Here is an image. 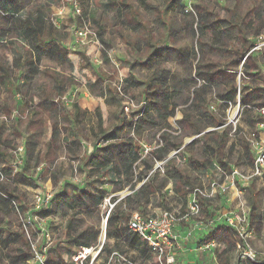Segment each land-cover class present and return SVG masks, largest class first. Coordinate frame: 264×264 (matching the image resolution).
I'll return each instance as SVG.
<instances>
[{
  "label": "rangeland",
  "instance_id": "1",
  "mask_svg": "<svg viewBox=\"0 0 264 264\" xmlns=\"http://www.w3.org/2000/svg\"><path fill=\"white\" fill-rule=\"evenodd\" d=\"M113 1L115 0H13L23 11H41L58 29L56 40L47 43L42 49L37 72L29 81L25 78L28 58L23 57L18 63L19 67L15 66L17 63L15 64L14 60L13 45L16 48L21 44L16 41L13 33H8L5 29L4 15L0 11V264H35L34 251L43 252L46 259V254L53 253L57 246L64 244L66 217L56 206V195L60 193L64 183L69 184L67 192L72 187H77L78 191L83 190L88 184L86 171L82 163L74 160L73 153L81 159L86 153H91V150L99 147L90 132L96 125L95 110L100 111L107 130L117 126L118 117L136 119L138 110L123 114L116 99L118 95L115 85L120 79L127 84L134 77L160 72L166 79L173 73L183 79L189 95L177 98L175 117L146 129L142 138L145 140L144 144L153 145L161 129L168 126L175 134L174 141L184 148L196 138L193 127L186 124L181 127L178 123L183 110L190 113L185 107L192 89L201 84L202 79L207 78L209 69L217 67V70H220L227 62L226 57L234 54L235 49L224 44L235 41L246 46L243 41L252 35V27L248 28L252 16L256 15L264 21V0H182L181 6L175 11L167 10L163 0H124L130 7L127 13L118 10L121 9L119 5H112ZM253 8H258L259 14ZM235 21H241L239 27ZM232 22L234 28L230 27ZM208 23H211V33L199 29L200 24ZM261 29L264 31V24L258 26V31ZM78 31L86 34L79 39L76 36ZM240 31H243V34H240ZM146 37L153 38V42L160 46L162 58L158 66L141 64H145L143 40ZM239 37H242L243 41H240ZM162 40L166 43L164 48ZM11 41L12 44L8 45ZM54 44L58 48L59 57L46 53V49ZM173 44L177 51L172 55L168 50ZM249 47L236 51L235 57L239 62ZM20 52L26 54L25 50ZM246 63L251 64L250 58ZM194 69H200L203 73L200 79H194ZM218 77L221 79L218 82V85L222 86L221 91L215 90V95L208 97L211 101L223 99L220 95L225 92L223 86L229 87L237 83L230 77ZM128 84V95L137 101H147L148 104L146 95H142L139 86L134 88L133 82L132 86ZM243 85L241 83L240 86L242 92ZM129 86L133 89L128 88ZM56 87L62 89V95L56 93ZM243 100L242 94L241 101ZM44 101L49 106H45ZM232 101L234 105L238 103L236 98ZM250 101V107H255L264 100L259 96L251 98ZM74 102L85 112L78 123L72 122ZM151 115L152 113H148L144 117ZM256 117L254 111H244L237 128L240 127L243 132L245 129L248 131L249 128H246L243 121ZM192 119L194 127H202L203 133L214 130L208 126L206 119L199 120L200 122L196 121L195 117ZM54 125L59 129L56 139L51 138ZM215 130L216 133L225 135L222 158L224 163L229 165V169L223 177L207 172L200 180L205 189L209 188V183L216 181L226 187L225 192L217 191L208 205L199 203L198 216H187L190 196L187 202L182 204V201L175 198L171 186L167 188L164 196L167 202L166 210L176 216L174 225L192 230L191 238L193 233H205L209 223L217 219L219 223H216L214 230H210L213 231L214 238L223 233V230H228V217H242L245 214L249 219L252 206H263L264 203V180H253L245 184L232 181L229 174L231 168L246 174L250 166L248 157L253 156L252 152L244 148L241 138L233 133L232 126H221ZM116 134L123 135L122 131L118 130ZM29 140L35 143L30 154L26 149V142ZM243 142L246 144L245 140ZM178 151H171L170 156L176 158L177 167L192 180L197 176L188 165L189 154L195 155L197 159L212 160L200 144L190 145L189 151ZM155 167L160 168L161 163L155 164ZM53 174L57 176V183H52ZM126 193L122 191L118 194L122 196ZM253 202L254 205L251 206ZM110 206L106 199L100 208L91 212H75L76 219L82 221L83 225L99 230L98 241L91 248L89 256H93L103 241L104 220ZM207 206L210 207L209 215L203 212ZM157 213V210L151 211L148 216H156ZM251 236L252 239H249ZM247 237L252 255L244 250L240 243L231 264H236L241 258L257 262L262 260L264 220L263 224L256 222L250 229L248 227L245 241ZM113 245L110 244V247ZM76 252L74 250L72 256ZM21 254L26 260L18 258ZM122 257L134 264H157L156 259L147 257L148 259L141 261L129 251ZM106 258V255L97 257L94 263L100 259L101 264ZM162 262L161 264H165ZM114 264H119V260H115Z\"/></svg>",
  "mask_w": 264,
  "mask_h": 264
},
{
  "label": "trees",
  "instance_id": "2",
  "mask_svg": "<svg viewBox=\"0 0 264 264\" xmlns=\"http://www.w3.org/2000/svg\"><path fill=\"white\" fill-rule=\"evenodd\" d=\"M79 1L88 2L89 0ZM181 2L182 0H163L165 8L169 11L178 9L181 6ZM111 4L119 5L121 9L118 10H123L126 13L129 11L128 8H130L124 3V0L120 2L115 0ZM0 11H2L1 13L4 15V21L8 27L7 32L13 33L17 38V42L21 45L23 44L22 46L18 45L19 47L16 48L13 45L15 51L14 60L15 64L17 63L15 66L19 67L18 63L20 60L23 59V57L24 59L28 58L26 63L27 76L25 78L29 81L31 76L37 72V66L40 62V53L43 52L42 49L47 46V43L56 40L58 29L48 21L41 11H23L15 6L12 0H0ZM210 24L211 23L200 24L199 29L203 32L205 30L207 33H211L212 31L209 30L211 28ZM230 27L232 26L230 25ZM225 30L228 31L229 29ZM240 34H243V31H240ZM256 34L257 33L254 31V36ZM145 36H147V34ZM149 36L151 37V32ZM241 38L240 41L242 40ZM143 42V49L145 52L144 65L150 66L152 64L153 66H158L162 58L159 52L160 46L158 47L157 44L153 42V38L149 37H146ZM11 44L12 41L8 43V45ZM161 44L162 48L166 45L164 40H162ZM20 50H25L26 54L21 53ZM243 50H245V47ZM46 53L59 57L58 48L55 44L48 47ZM238 63L241 64V62ZM245 65L246 62L242 65V69L245 68ZM1 71L5 72L2 69ZM161 74L162 72L159 74H151L149 80L151 84H148L147 87L150 89L151 86L155 85L157 90L154 92H145L144 95H146L145 99L148 100V104L147 101H144L145 107L136 112V119L118 117L117 126L111 130H107L100 111L98 109L95 110L96 125L90 129V132L96 140V143H99V147L92 150L91 153L85 154L81 159H79L77 154L73 151L75 153H73L74 160H78L82 163V167L84 171H86L89 181L83 190L78 191L75 187H72L68 192L67 190L69 188L67 187H69V184L64 183L60 193L56 195L58 199L56 206L59 208V212L66 217L64 226L65 242L57 246L53 253L46 254L45 264H75L72 261L74 250L91 249L97 243L99 230L94 227L84 228L83 222L76 219L75 212H91L100 208L106 199H108L112 208L109 207L106 211L105 240L97 257L106 255L107 258L104 264H108V260L112 253L125 256L128 252L127 249H123L125 245L129 250H134L138 253L137 259L142 261L148 257L154 260L157 253L148 247L137 235L130 232L127 227L133 214L137 213L146 218L151 217L148 216V214L155 208H160L161 211H168L166 210L167 202L164 199L167 193L165 187L168 183L171 184V190L175 198L182 201V204H185L187 198L195 188H203L200 179L207 172H210L213 176L218 174H220L221 177L225 176L226 170L229 169V165L224 163L222 158V150L225 146V135L216 133L217 131L215 130L221 126L225 127L224 108L219 106L217 114L208 112L207 106L212 101L205 98L206 92H204L209 88V84L212 83L210 80L214 75H207L205 80L202 79L201 84L199 83L192 89L189 102L185 107L190 113L183 110L178 122L181 127H183L184 124L188 127H193V134L196 138L192 140L190 145L200 144L203 151L208 152V156L212 159L211 161L205 158L197 159L195 155L189 154L188 165L196 172L197 178L193 180L189 179L175 164L176 158L170 156L173 150H179L178 153L183 150L189 151L190 145L181 148V144L176 143L173 139V135L175 134L170 127L166 125L165 128L161 129L154 144L151 145L153 148L147 154L143 153V145L147 144H144L145 140L142 138V133L146 129L158 126V122H165L168 118L175 117L176 101L178 97L182 96L181 93L175 94L172 92L167 94V79ZM202 76L203 73L200 69H194L195 80L200 79ZM232 81L235 83L234 78H232ZM125 82L126 81H123L126 91L127 84L129 83L128 85L132 86V83L128 81L126 84ZM234 85L229 86L224 94L221 95L223 99H214L213 101H232V99L235 98L237 83ZM183 86L187 87L185 84H183ZM56 93L62 95L63 91L61 88L56 87ZM241 96L242 93L240 95V104L246 107L249 106V108H245L243 112L251 110L255 113L254 107H250V103H246L245 97L244 100L241 101ZM116 99L121 108V100L119 97H116ZM44 102L45 106H49L46 101ZM220 107L221 109H219ZM72 110V122L78 123L79 118L84 116L85 112L81 111L75 102L72 104ZM148 113H152V115L144 117ZM193 117H195L196 121L206 119L209 122L208 126H211L214 130L210 133H203L204 129L202 127H194ZM256 121H258V116L256 119H245L243 123L251 125ZM117 130L122 131L123 135L118 136L116 134ZM240 131L241 129L239 127L235 135L241 138L244 148L249 152V145L243 142L244 138L240 135ZM51 133V138L56 139L59 133L58 127L54 125ZM34 146L35 143L31 140L26 142V149L29 154L34 150L32 149ZM156 163H161V167L155 168ZM232 169L233 168L230 169L229 174H231ZM51 179H53L52 183H57L58 181L55 174L52 175ZM106 184L112 187L111 193H107L101 188ZM122 191L127 192L123 198L112 195ZM7 200L10 201L9 199ZM198 201L201 204L207 205L206 203L209 200L198 199ZM10 203L12 204L13 202L10 201ZM252 205L251 203V206ZM208 210L209 208L207 206L203 212L209 215ZM252 211H254V207H252ZM252 211L248 219L249 229L253 227L256 222L260 223L264 220V214H262V216L258 214L254 215ZM213 221H215V224L207 232L203 233V235L210 234V230L215 229L216 223H219L217 219L212 220V222ZM227 229L228 230H223V233L215 237L217 241L215 258L218 264H231L234 253H237V243L242 242L238 234L231 227ZM257 229L259 228L257 227ZM110 239L115 241L112 248L108 247L107 243ZM118 241L123 242L124 245ZM20 256L21 257H18L19 259L26 260L23 254ZM89 261L88 258L83 264H88ZM126 261L127 264H134L128 260ZM92 264H94V262ZM236 264L246 263L242 260H238ZM257 264H264V258Z\"/></svg>",
  "mask_w": 264,
  "mask_h": 264
},
{
  "label": "built area",
  "instance_id": "3",
  "mask_svg": "<svg viewBox=\"0 0 264 264\" xmlns=\"http://www.w3.org/2000/svg\"><path fill=\"white\" fill-rule=\"evenodd\" d=\"M81 31L76 33V36L81 39L83 35ZM249 53H247L241 61L238 72H236L237 78V88L235 98L237 99V104L234 105L233 101H223V102H210L208 104V112L212 114L218 113V107L222 106L224 109V126H232L233 133L237 132V126L240 125V119L245 108H249V106H243L240 104V95L241 88L240 83L243 80L247 79V76L242 72V65L245 63ZM123 80H119V82L115 85V89L117 91V95L121 100V109L124 114L131 113L130 111L144 109L145 103L144 101H137L132 99L128 93L124 89ZM255 110L256 115L258 116V121L251 125H245L246 128H249L247 131H240V135L243 136L246 143H248L250 151L253 154V162L251 169L246 174H241L238 170L232 169L230 177L232 181H240L242 183H249L252 179L262 178L264 176V102L259 106L253 108ZM153 146L151 145H143V153L147 154ZM158 164V163H156ZM226 187L223 185H219L216 181H212L209 183V188H195L188 202V212L187 216H198L200 213V205L198 199H206L211 200L218 192L224 193ZM49 197L46 198L48 200ZM112 208V205L110 206ZM106 219V217H105ZM176 222V216H174L170 211H160L156 216L151 217H142L138 215H134L128 222V229L130 232L137 235L148 247H150L153 251L157 253L158 262L161 264L162 258L165 256V249L172 245V241L175 240V236L173 233V226ZM227 225L233 228V230L238 234L240 239H244L246 233L248 231V216L242 215L239 217L238 215H231L226 219ZM215 224V221L209 223V227L205 228V232H207L210 227ZM103 242L98 246L97 251L93 254V256H89L90 253L87 252V249H79L74 256H72V261L75 264H83L89 258V263L92 264L96 259L99 251L103 245ZM211 246L216 248V244L212 243ZM91 251V249H90ZM115 260H119V264H127V261L124 257L118 255L117 253H112L108 264H114ZM33 261L35 264H45V255L42 252L34 251ZM173 260L171 258L165 259V264H172ZM130 264V263H129Z\"/></svg>",
  "mask_w": 264,
  "mask_h": 264
},
{
  "label": "crops",
  "instance_id": "4",
  "mask_svg": "<svg viewBox=\"0 0 264 264\" xmlns=\"http://www.w3.org/2000/svg\"><path fill=\"white\" fill-rule=\"evenodd\" d=\"M12 3L14 4L13 0H12ZM15 6H17V5H15ZM253 10H256L255 12L257 14H259L258 8L257 9L253 8ZM235 22H236L235 23L236 26L239 27V24L241 23V21L239 23L237 21H235ZM246 24H247V22H246ZM249 24L250 25H248V28L252 27V29H250V31L252 32V35L249 36L247 39H245V41H246L245 45L246 46H244L241 43L238 44L235 41H232L228 45L224 44V46H229V48L235 49V52H233L234 54H230L229 57H226L227 62L225 61L226 63H224L223 66H221L222 68L220 70L218 69L219 71L217 70V67L209 69L210 73L208 75H214V77H211L210 82H212V83L209 84V88L207 90L205 89L207 91V93L205 94L206 99H208L209 96L215 95V90H217L219 92L221 91L222 86L218 85V82L221 81V79L219 80L220 77H218V76H224V78L231 76L230 78H234V80L237 81L236 72H238L240 63H238L239 60L235 57L237 55L236 51H238V50L242 51L244 49V47L250 46V48L246 49V52L244 53V56L247 53H249L247 59L250 58L251 64L246 63L245 68L242 69V72L244 73V75L247 76V79L243 80L241 82L242 85L244 84L243 85L244 87L242 86V88H244V92H242V94L245 97L246 103H250L251 98H254V97L256 98L259 96H261L264 100V42H263L264 31H263V29H261V31H258V26L260 24H264V21L259 19L256 15H254V16H252V22H249ZM233 26L234 25L232 22V28H234ZM5 27H6L5 29L7 30L8 29L7 25H5ZM254 31L257 33L255 36H254ZM239 40H240V37H239ZM16 41H17V39H16ZM176 51L177 50L173 44L171 46V48L168 50V53L169 54L171 53L173 55ZM244 56H242V57L244 58ZM174 62H175V60L172 58V63H174ZM141 64L144 65L143 63H141ZM221 72L223 74H230V75H223ZM150 77H151V74H148L146 76H141V77L137 76L136 78L134 77L130 81H131V83L133 82L134 88H137L139 86V88H140L139 91H141L142 95H144L146 91L154 92L157 90V87L155 85L151 86L150 89L147 87L148 84H151V82L149 81ZM183 84H184L183 79H180L178 77V74L174 75V73H173L172 75H170L167 78V94H170L173 92L175 94L181 93L182 95L184 94L185 96L189 95L188 87L183 86ZM226 85H228V84H226ZM223 88L226 90L228 87L223 86ZM131 89H133V88L131 87ZM222 94H224V92L220 93V95H222ZM262 103H260V104H262ZM244 125H248V124L244 123ZM91 152H92V150H91ZM86 154H89V153H86ZM248 158H249L248 160L250 161V166L248 167L247 173L251 169L254 157L251 156ZM253 180H264V176L262 178L252 179V181ZM252 181H250V183ZM170 186H171V184L168 183L165 187V190L167 191V188H169ZM75 188H77V187H75ZM101 188L104 189L107 193H111V191H112V187L110 185H107V184L103 185ZM118 193L120 194L121 192H118ZM118 193H115L112 195L119 196ZM124 196L125 195H122L119 197L123 198ZM208 203H210V202L208 201L206 204L208 205ZM253 205H254V202H253ZM208 208H210V207H208ZM155 210H157L158 213L161 211L160 208L159 209L155 208L152 211H155ZM255 212H257V213H255ZM252 213L262 216V214H264V203H263V206L256 205L254 207V211H252ZM134 215L140 216L137 213H134L133 216ZM261 223L263 224V222H261ZM83 227L86 228L85 225H83ZM190 229H191V227H190ZM191 231L192 230L188 231L187 229L180 228L177 225L173 226V233H174V236L176 239L172 241V245L170 247L165 249V256L162 258V261H163L162 263H165V259L167 257V258H171L173 260L172 264H218L217 260L215 258V249L217 248V246H216V248H213L211 246L212 243H215L217 245V241L215 240V237L212 238L213 231H211V233L209 235H203V233L200 231L193 233V236H192L193 238H191ZM249 239H252V236L249 237ZM247 240H248V237L246 238V241H245V239H243L242 242H240V243L242 245V248L244 250H247L249 252V254L252 255V250L249 247ZM97 241H98V239H97ZM114 242L115 241L113 239L108 240L107 241L108 247H110V244H114ZM118 242L121 243L122 245H124L123 242H120V241H118ZM240 243H237V252H238V249L240 247ZM253 245L254 246L256 245L255 241H253ZM184 247L186 249H184ZM123 249H127V251L131 252L134 255V257L137 258L138 253L136 251L129 250L128 248H126L125 245H124ZM87 250H90V249H87ZM90 253H91V251H90ZM263 258H264V256H263ZM154 259H156L157 264H160L158 262L157 256H155ZM241 259H243V258H241ZM242 261H244V263H246V264H257V263H259L257 261L254 262L255 260H253V259H244ZM258 261H261V260H258ZM99 262H100V259L96 260L94 264H99ZM101 264H104V262Z\"/></svg>",
  "mask_w": 264,
  "mask_h": 264
},
{
  "label": "water",
  "instance_id": "5",
  "mask_svg": "<svg viewBox=\"0 0 264 264\" xmlns=\"http://www.w3.org/2000/svg\"><path fill=\"white\" fill-rule=\"evenodd\" d=\"M106 225V219H105V221H104V226ZM105 240V234H104V236H103V241Z\"/></svg>",
  "mask_w": 264,
  "mask_h": 264
},
{
  "label": "bare ground",
  "instance_id": "6",
  "mask_svg": "<svg viewBox=\"0 0 264 264\" xmlns=\"http://www.w3.org/2000/svg\"><path fill=\"white\" fill-rule=\"evenodd\" d=\"M88 253H90V250H87Z\"/></svg>",
  "mask_w": 264,
  "mask_h": 264
}]
</instances>
